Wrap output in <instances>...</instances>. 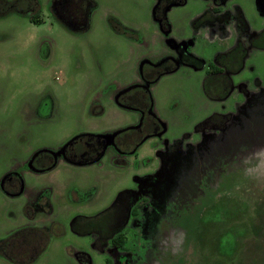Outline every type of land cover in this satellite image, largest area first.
<instances>
[{"label": "rangeland", "instance_id": "1", "mask_svg": "<svg viewBox=\"0 0 264 264\" xmlns=\"http://www.w3.org/2000/svg\"><path fill=\"white\" fill-rule=\"evenodd\" d=\"M54 1L39 0L41 24L16 13L0 17V245L38 228L49 233L48 247L24 264H264V16L257 0H226L229 10L214 16L204 13L215 0H184L167 10L163 27L171 34L154 18L159 0H91L96 7L83 32L70 0L55 10ZM255 36L240 65L239 46L232 49ZM172 42L189 43L192 59L147 84L164 133L133 154L109 139L97 163L66 160L64 149L81 135L112 136L141 124V112L120 102L143 73L169 66ZM223 54L234 89L220 101L203 83ZM247 85L249 97L239 91ZM43 152L59 160L37 172L33 162ZM90 218L97 220L84 221ZM118 235L120 249L112 243ZM0 264L20 263L0 254Z\"/></svg>", "mask_w": 264, "mask_h": 264}, {"label": "trees", "instance_id": "2", "mask_svg": "<svg viewBox=\"0 0 264 264\" xmlns=\"http://www.w3.org/2000/svg\"><path fill=\"white\" fill-rule=\"evenodd\" d=\"M59 2L60 0L54 1V10ZM69 2L72 7H77L78 14L80 15L79 19L76 20L81 24L79 31H86L89 27V14L96 7L95 3L91 0H70ZM26 7L27 9H25ZM0 8V17L16 13L21 16L28 17L34 24H41L43 22L41 16V4L39 0H16L14 2L0 0ZM153 15L155 20L162 24V31L164 33H170L171 28L169 26L163 27V22L167 18V10L165 9L163 0H159V2H157ZM63 23L68 27L67 23ZM174 72L176 71H162L159 75L153 78L152 81L146 82L145 86L135 85L134 89H131L130 91L128 90L125 93L127 96H125L124 100L120 102V106L126 110L141 112L142 121L139 126L126 131L118 132L112 136L90 134L81 135L70 142V144H68L64 149V158L75 164H93L102 159L106 152L104 147L106 149L108 145L110 146L111 144H115L116 149L120 153L133 154L148 139L162 135V133H164L163 123L153 111V97L151 90L147 87V84L154 85L164 75ZM229 86H231V80L222 76L219 70H215V66L210 65V72H207V76L205 77L203 83V89L206 95L211 99L222 101L227 98L231 92L228 89ZM212 91H214L217 95H214L215 93H212ZM109 139H111V143L106 145V142ZM100 143H104L103 148L100 150L98 149L99 151L97 154L94 152V157L91 160L84 161L80 158L81 154L88 149L87 145L95 147ZM72 150L74 151L72 152ZM73 153L76 155H73ZM47 158L51 161L46 162L45 165H40V168H34V170L37 172H46L53 169L57 165L59 156L48 152L38 154L34 159L33 165L34 163H40L43 159ZM94 219L97 220V218ZM94 219L90 218V220L84 221H91ZM49 240L50 236L47 231L38 228H26L14 233L6 241H4L0 245V254L15 263H31L37 260V258L45 252L48 247ZM124 242L125 240L123 239V236H119V239H116V245L118 246H122Z\"/></svg>", "mask_w": 264, "mask_h": 264}, {"label": "flooded vegetation", "instance_id": "3", "mask_svg": "<svg viewBox=\"0 0 264 264\" xmlns=\"http://www.w3.org/2000/svg\"><path fill=\"white\" fill-rule=\"evenodd\" d=\"M164 1V5H165V9L168 10V8L170 7H182L184 6L187 2L184 1V0H163ZM226 2V0H215V1H212L211 3V7L204 13V16H214V15H219L221 14L224 10H229V9H225V6L224 5ZM27 9V7L25 8ZM1 10V8H0ZM240 10V9H238ZM257 10H258V13L261 15V16H264V0H257ZM230 14V13H228ZM78 10H77V7H72L71 9V16H72V19L74 20H78L80 15L78 16ZM209 18V17H208ZM171 34V32L169 33ZM256 36L255 37H251L247 42L246 44H242V45H238L236 44L235 47L232 49L233 51H235L236 47H238L237 49V52L235 51V54L236 55H239V61L238 63L241 65L244 58L246 57L247 53H248V49H250L251 47H254L255 43H256ZM178 43H175V42H172L171 43V48H173L175 50V54L171 55L170 56V59H168L167 63L169 64V66L167 65V67L163 68L161 67L160 65L156 66L154 68V70L148 74H144L143 73V82L141 83L143 86L146 82H149V81H152L153 78H155L157 75H159L162 71H177V70H180V68H182L183 66H186L188 65V61L190 59H192V56L191 54L188 53V45L189 43H187L186 46L182 47V45H179ZM181 47V48H179ZM241 47H242V50H241ZM245 49V51H244ZM231 50V51H232ZM193 55V54H192ZM226 54H223V55H218L217 56V59H216V62H215V70H219L220 71V74H222V76H225L227 78H229L231 80V86L228 87V89L230 91H232V88L234 87V83L232 82L233 80L231 79V74H229V68L230 70L231 69H234L231 65H229V59H228V56L225 57ZM237 57V56H236ZM228 59V60H227ZM233 62V61H232ZM236 64V63H235ZM212 65V64H210ZM210 65L208 67V70L207 72H210ZM231 66V67H229ZM236 68H239L238 71L235 73V74H232V75H237L239 72H240V67H237V66H234ZM242 70V69H241ZM232 71V70H231ZM141 84H138V85H141ZM244 84H247V83H244ZM242 85V83H241ZM248 85L243 89L242 86H239V91L240 92H244L245 94V97L248 95V97L250 96V93H252L251 91H249L247 89ZM234 89V88H233ZM259 91V90H257ZM256 92V91H255ZM88 149L85 150L82 154H81V157L83 156H86V155H94V153L90 150V146L87 145ZM74 150H72L73 152ZM71 153V152H70ZM73 155H76L75 153H73ZM51 156V155H50ZM52 157V156H51ZM48 161H51L49 160L48 158L47 159H43V161H41L39 164L40 165H45L46 162ZM163 181L165 183H169V175L168 177L164 178ZM170 184V183H169ZM141 208V205L138 203L134 206V208L132 209V215L133 216H136L138 215L139 213V210ZM119 236H123V235H118L116 236L113 240H112V243L114 245V247L116 248H123L124 247V244L122 246H118L116 245V239L118 238L119 239ZM123 239H124V236H123Z\"/></svg>", "mask_w": 264, "mask_h": 264}, {"label": "water", "instance_id": "4", "mask_svg": "<svg viewBox=\"0 0 264 264\" xmlns=\"http://www.w3.org/2000/svg\"><path fill=\"white\" fill-rule=\"evenodd\" d=\"M111 140V139H110Z\"/></svg>", "mask_w": 264, "mask_h": 264}]
</instances>
